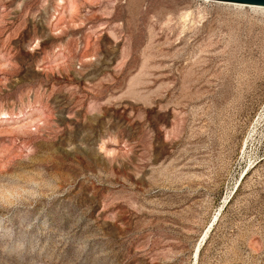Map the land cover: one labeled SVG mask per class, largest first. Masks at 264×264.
Segmentation results:
<instances>
[{
	"label": "rangeland",
	"instance_id": "1",
	"mask_svg": "<svg viewBox=\"0 0 264 264\" xmlns=\"http://www.w3.org/2000/svg\"><path fill=\"white\" fill-rule=\"evenodd\" d=\"M0 264H264V11L0 0Z\"/></svg>",
	"mask_w": 264,
	"mask_h": 264
},
{
	"label": "water",
	"instance_id": "2",
	"mask_svg": "<svg viewBox=\"0 0 264 264\" xmlns=\"http://www.w3.org/2000/svg\"><path fill=\"white\" fill-rule=\"evenodd\" d=\"M212 1L264 7V0H212Z\"/></svg>",
	"mask_w": 264,
	"mask_h": 264
},
{
	"label": "bare ground",
	"instance_id": "3",
	"mask_svg": "<svg viewBox=\"0 0 264 264\" xmlns=\"http://www.w3.org/2000/svg\"><path fill=\"white\" fill-rule=\"evenodd\" d=\"M203 1H205V2H214V3H218V4L229 5V6L239 7V8H250V9L256 10V11H264V7H259V6H247V5H242V4L218 2V1H212V0H203Z\"/></svg>",
	"mask_w": 264,
	"mask_h": 264
},
{
	"label": "snow or ice",
	"instance_id": "4",
	"mask_svg": "<svg viewBox=\"0 0 264 264\" xmlns=\"http://www.w3.org/2000/svg\"><path fill=\"white\" fill-rule=\"evenodd\" d=\"M101 150H103V149H101Z\"/></svg>",
	"mask_w": 264,
	"mask_h": 264
}]
</instances>
